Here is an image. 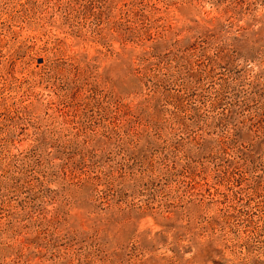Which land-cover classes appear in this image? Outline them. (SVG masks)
<instances>
[{"label": "rangeland", "instance_id": "1", "mask_svg": "<svg viewBox=\"0 0 264 264\" xmlns=\"http://www.w3.org/2000/svg\"><path fill=\"white\" fill-rule=\"evenodd\" d=\"M0 264H264V0H0Z\"/></svg>", "mask_w": 264, "mask_h": 264}]
</instances>
